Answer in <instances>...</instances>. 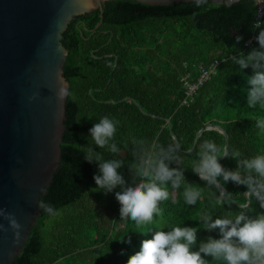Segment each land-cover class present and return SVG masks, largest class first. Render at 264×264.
I'll use <instances>...</instances> for the list:
<instances>
[{
  "label": "trees",
  "instance_id": "trees-1",
  "mask_svg": "<svg viewBox=\"0 0 264 264\" xmlns=\"http://www.w3.org/2000/svg\"><path fill=\"white\" fill-rule=\"evenodd\" d=\"M254 12V0L227 4L206 0L200 6L192 0L166 4L104 0L97 26V8L69 20L61 36L66 49L62 74L68 87L59 161L39 197L57 215L38 207L12 264H126L141 241L151 238V232L140 233L148 229L189 226L198 229V241L219 238L218 230L200 228V215L210 213L215 219L236 214L247 202L246 188L228 182L219 197L217 187L206 185L191 169L204 140L224 146V135L213 126L225 131L230 150L238 149L245 157L264 155V130L255 126L264 119V106L250 108L246 103L247 77L253 70H240L228 56L260 50L257 40L242 45L252 30L256 36L260 31L252 28ZM236 35L243 37L238 43ZM215 57L218 61L208 78L181 102L182 74H194L196 64L206 65ZM105 116L118 121L113 142L121 149L119 157L91 142L89 128ZM207 123L212 127L206 128ZM172 135L181 151L177 163L169 166L184 170L186 181L200 188V199L187 205L183 199L187 185L178 189L168 185L170 198L159 204L162 212L152 224L121 221L114 195L120 189L108 194L95 191L93 175L98 168L97 162L84 159L88 147L104 152L105 159L121 158L124 163L118 171L133 183L132 141L166 146ZM219 162L236 168L234 159L220 157ZM218 199L232 203L220 205ZM261 213L264 209L253 201L248 214ZM129 238L130 243L125 242Z\"/></svg>",
  "mask_w": 264,
  "mask_h": 264
},
{
  "label": "clouds",
  "instance_id": "clouds-1",
  "mask_svg": "<svg viewBox=\"0 0 264 264\" xmlns=\"http://www.w3.org/2000/svg\"><path fill=\"white\" fill-rule=\"evenodd\" d=\"M200 6L206 0H192ZM264 12L258 14L262 15ZM264 21L257 19L253 29H260L255 39L260 50L251 49L247 55L239 52L230 57L239 69L251 67L253 74L247 77L250 88L246 103L250 108L264 106ZM243 37L235 36L238 43ZM59 95L65 96L64 89ZM118 121L107 116L94 123L88 132L92 144L109 154L120 156L121 149L114 143ZM256 128L264 130V119L256 121ZM133 162L129 164L133 183H127L118 171L124 163L121 158L105 159L104 152L94 151L89 146L84 159L88 163L97 162L98 174L93 175L95 191L104 194L113 192L119 202L121 221L131 220L138 226L150 225L154 217L161 214L159 204L170 198L168 185L178 189L184 185L183 199L187 205H195L200 199V188L193 187L184 176L180 167H170L177 163L181 146L170 141L166 146L153 143L145 146L144 141H132ZM199 159L192 166V172L210 187L223 186L228 182L243 185L246 188L247 202L240 205L241 210L231 216L212 218L210 213L199 217L200 228L211 232L218 230L219 238L209 236L198 241L196 227L175 226L170 230H153L151 238L143 239L139 250L130 255L126 264H264V213L253 217L248 214L252 202L264 209V155L245 157L238 149H229L227 145L218 146L213 140H204L200 144ZM231 158L236 161V168H225L219 158ZM137 178L138 181H137ZM220 205L229 204L231 200L218 199ZM38 207L50 215H57L56 210L43 201H37ZM130 243V238L128 241ZM211 257V260L206 259Z\"/></svg>",
  "mask_w": 264,
  "mask_h": 264
},
{
  "label": "water",
  "instance_id": "water-1",
  "mask_svg": "<svg viewBox=\"0 0 264 264\" xmlns=\"http://www.w3.org/2000/svg\"><path fill=\"white\" fill-rule=\"evenodd\" d=\"M103 1L0 0V264H12L21 250L38 213L37 201L59 161L68 87L62 74V31L73 16L94 8L99 12L97 26ZM213 127L226 145L225 131ZM217 190L223 197L222 186Z\"/></svg>",
  "mask_w": 264,
  "mask_h": 264
},
{
  "label": "built area",
  "instance_id": "built-area-1",
  "mask_svg": "<svg viewBox=\"0 0 264 264\" xmlns=\"http://www.w3.org/2000/svg\"><path fill=\"white\" fill-rule=\"evenodd\" d=\"M255 4V12L253 16V22L257 19H260L262 15H259V13L264 12V0H254ZM256 34L251 31L249 36H247L244 40L242 45L244 47H248L252 44L253 41H255ZM228 56H233L232 53H228ZM218 58H213L208 64L202 65L200 63L195 65V72L194 74H191L190 71H186L182 74L180 80H181V86L183 89V98L181 99V102H185L187 99H189L193 93V91L196 89V87L205 79L208 78L210 73L213 71V66L217 63Z\"/></svg>",
  "mask_w": 264,
  "mask_h": 264
}]
</instances>
